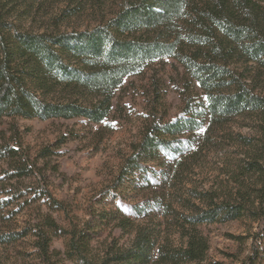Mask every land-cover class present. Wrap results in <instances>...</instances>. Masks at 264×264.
<instances>
[{"label":"trees","instance_id":"1","mask_svg":"<svg viewBox=\"0 0 264 264\" xmlns=\"http://www.w3.org/2000/svg\"><path fill=\"white\" fill-rule=\"evenodd\" d=\"M78 1L74 7L80 10L83 5ZM96 1L87 3L95 8ZM98 14L96 24L84 30L15 29L16 39L9 42L0 32V119L85 117L101 122L125 76L144 68L146 61L169 57L203 91L211 126L246 120L253 123V133H236L234 143L243 151L230 163L231 183L226 191L201 190L191 195L195 201L181 203L180 210L169 206L166 228L175 229L178 244L171 231L161 236L134 229L128 245L115 242L96 256L87 233L73 226L65 231L68 256L76 264H149L154 252L155 264H222L208 259L209 242L200 226L246 215L256 229L250 252L238 264H260L264 255V0H117ZM71 57L80 61H74V66L67 61ZM183 124L186 121H152L132 145L130 158L137 163L162 143V133H172ZM11 130L17 136L16 129ZM16 146L0 145V160L6 154L16 158V176L33 174L35 165ZM41 194L64 211L62 202L48 191ZM126 220H120L121 229L130 226ZM46 225L57 227L51 217ZM39 230L38 254L44 264H54L49 238Z\"/></svg>","mask_w":264,"mask_h":264},{"label":"rangeland","instance_id":"2","mask_svg":"<svg viewBox=\"0 0 264 264\" xmlns=\"http://www.w3.org/2000/svg\"><path fill=\"white\" fill-rule=\"evenodd\" d=\"M116 1L98 0L94 8V3L81 0L78 10V0H1L0 32L9 42L16 39L15 29L84 30L96 24L98 11ZM67 61L75 66L80 60ZM152 121L186 124L162 133V143L134 163L132 145ZM252 125L234 120L211 126L203 91L169 57L146 61L144 68L125 76L101 122L85 117L0 119V145H20L35 165L33 174L19 177L13 170L16 158L6 154L0 160V264H44L36 247L39 229L49 238L54 264H76L67 254L65 234L73 226L87 233L96 256L115 242L128 245L134 229L161 236L171 231L178 244L175 229L166 228L169 206L180 210L181 203L195 201L191 195L201 190L226 191L230 163L243 151L234 143L236 133H253ZM42 191L62 202L64 211ZM48 217L57 227L46 225ZM123 217L130 226L121 229ZM255 226L246 215L200 226L209 242L208 259L238 264L250 252ZM155 255L149 264H155Z\"/></svg>","mask_w":264,"mask_h":264},{"label":"snow or ice","instance_id":"3","mask_svg":"<svg viewBox=\"0 0 264 264\" xmlns=\"http://www.w3.org/2000/svg\"><path fill=\"white\" fill-rule=\"evenodd\" d=\"M201 131H203V129H201Z\"/></svg>","mask_w":264,"mask_h":264}]
</instances>
